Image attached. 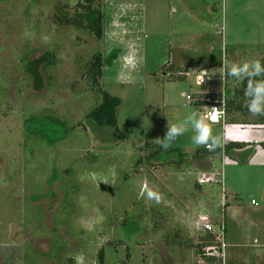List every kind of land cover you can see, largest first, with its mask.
Masks as SVG:
<instances>
[{
    "label": "rangeland",
    "instance_id": "374dc122",
    "mask_svg": "<svg viewBox=\"0 0 264 264\" xmlns=\"http://www.w3.org/2000/svg\"><path fill=\"white\" fill-rule=\"evenodd\" d=\"M79 1L0 0V264L15 259L20 264H97L101 247L105 264H210L199 252L203 214L217 232L225 223L223 264H264V128L228 130L207 120L221 144L225 136L257 139L261 145L252 143L253 150L240 155L236 150L226 158L208 157L189 169L170 163L173 156L162 163L154 158L137 163L153 149L145 147L143 133L164 137L169 122L184 123L192 112L201 113L187 95L224 90L225 35H230L226 47L234 54H229L230 63L247 60L230 50L233 43H240V53L245 45L264 50V0H230L228 14L224 0H193L195 5L213 3L212 24L220 27L228 17V30L219 33L214 26L212 36L199 40L205 47L211 43L202 54L190 55L196 64L183 78H176L178 72L165 76L171 71L165 62L178 57L176 41L169 52L153 32L155 21L164 31L169 19L176 26L180 6L171 7L176 13L162 7L164 17L157 20L149 2L143 9L146 30L137 34L140 51L120 55L125 68L106 64L100 81L122 100L119 130L98 127L88 117L102 101L86 74L88 60L98 50L108 56L112 45L59 22L58 17L80 10ZM190 18L183 25L200 29ZM193 28L183 36L194 35ZM114 36L120 45L127 42V36ZM261 50L250 52L261 60ZM203 67L214 79L197 86L194 77ZM31 115H53L66 124L61 126L66 136L56 146L29 143L25 121ZM186 127L168 150L193 154L200 147L192 142L191 123ZM209 173L217 181L199 184L197 177ZM148 190L159 193V203L147 198ZM229 203L230 208L223 206Z\"/></svg>",
    "mask_w": 264,
    "mask_h": 264
},
{
    "label": "trees",
    "instance_id": "16d2710c",
    "mask_svg": "<svg viewBox=\"0 0 264 264\" xmlns=\"http://www.w3.org/2000/svg\"><path fill=\"white\" fill-rule=\"evenodd\" d=\"M77 7L80 8V10L76 12L74 16H68L65 18L58 17L59 22L65 25L67 28L73 26L77 30H86L90 34H92L97 40H102L105 33V12L103 9L102 0H80L76 4V11ZM240 47V44L234 45V49L230 48V50L237 51V53L240 55L239 58L245 57L247 58V60H259L258 58H254L252 53L254 51L261 50L260 48L252 45H245L242 46L243 50H245L244 53H240L238 51ZM250 50L253 52H250ZM225 52V64H230V62H228L230 56L229 54H231V56L234 54L229 52V47L225 48ZM118 53V50H112L108 54V56H105L103 51H95L91 55V58L88 60V68L86 69V74L89 78H91L92 83L98 87L102 95V101L89 113L88 117L98 127H109L115 130H119L117 120V108L118 106H120L122 100L120 97L114 96L107 90H105L102 87L100 81L104 76L105 65H112L115 59L118 57ZM239 61L243 62L240 59ZM260 61L262 64H264V53ZM51 63H53V60ZM166 66L168 67L167 64ZM173 67L175 68V70ZM31 68L32 67H30L29 69L33 73L34 69ZM169 68L171 69V71L174 72L185 71L184 68L177 67L172 64L169 65ZM180 75L181 76H178L176 78H183L184 75ZM35 79H39L37 74L35 75ZM257 79H264V77H258ZM246 85V80L238 83L233 77L229 76L228 68H226L225 66V89L228 88L230 92L229 94H226V92L224 93L226 122L228 124L238 125H264V115L253 116L249 113L247 108L243 106L245 100L244 90ZM208 95H210L214 99V101L217 100L218 103H220L223 93H210ZM192 103L197 105L198 107L206 105V102L202 101H193ZM65 125L66 124H64L61 120L54 118L53 115H31L25 121V140L29 141V143L35 140L38 144L41 145L48 144V146H56V144L63 140L66 136L64 135V132L61 129V126ZM143 135L146 137L145 147L153 149H151L152 151L148 152V154L144 156V158L139 157V159L137 160L138 164L144 161L150 162V160H152L153 158L159 160L162 163L164 160L173 156V159L170 161V163L174 164L177 167L182 166L185 169L197 167V164L202 163L203 161L208 159V157H221L223 153L226 157L231 156L233 155V151L244 149L245 147H247L248 144L244 141L228 140L221 147H218L213 151H209L205 146H200L195 151V153L190 154L189 152H184L178 148L170 149L167 151L163 150L154 142V139L162 138V135L159 136L154 133H143ZM162 155L165 156L162 157ZM216 161L218 160H214L215 164ZM124 175L126 178L129 176L127 171L124 173ZM198 187H200V185H198ZM69 194L70 192L67 193V195ZM200 239L202 240L203 244L199 246L200 250H198L200 253H202V258H204L210 264H223L224 261L222 260V258L207 256L204 254V251L202 249L203 246H206L211 243H217L216 236L210 232H204L201 234ZM97 264H105L104 247H101L98 250Z\"/></svg>",
    "mask_w": 264,
    "mask_h": 264
},
{
    "label": "crops",
    "instance_id": "0c3cea01",
    "mask_svg": "<svg viewBox=\"0 0 264 264\" xmlns=\"http://www.w3.org/2000/svg\"><path fill=\"white\" fill-rule=\"evenodd\" d=\"M150 2V5L152 6L153 12H157L158 15H156L157 20L162 19L164 16L163 14H160L162 7H169L170 8V12H174L176 13L178 10L175 8H171L173 6V4H177L178 6H180V14L177 16V25H173L172 21L169 19V22L166 23V30L164 31L163 29H159V27H156L157 23L155 21L154 26H152L153 32L155 33V35L160 36L161 38L164 39V43L166 46V49L169 50V52L171 51V47H172V42L176 43V55L178 57H176L174 59V61L172 62L171 60L165 62L167 65H175L177 67H182L184 68L185 71H179L178 74H182L184 75V77H189V68H190V64H196L193 63V61L196 62V59L194 60H190V55H199L202 54L204 52V50L208 49V46L211 42H208L206 47L205 44L203 43H199V40H206L207 35L212 36V32H213V27H217L219 29V33L221 32L220 29L223 30H228V25H225V21L227 20L228 23V17H226V19L223 18V21L221 22L222 25L219 27V23H214L212 24V22H214V11L217 9L215 6H213V3H202L200 4V2L195 4H192L193 0H103V9L105 12V30H104V36H103V41L105 43H107V46H111L110 51H108V54L112 51V50H118V57L115 59V61L113 62L112 65H114L115 63L117 64V62L119 63L120 67L123 66V68H125V62L120 59V55L121 54H131V53H135V52H139L140 51V36L137 34H141L144 33V31L146 30V17L144 15L143 9L145 10V6L148 5V3ZM166 3V6H165ZM223 12L226 14H228V9L230 8V0H224L223 1ZM141 7L139 10H141V14H136L135 13V9ZM166 8V9H167ZM184 9H187V11H184ZM134 11V12H133ZM167 11V10H164ZM139 13V12H138ZM142 16L141 19L139 16ZM187 16H191V18L189 19L190 21L193 20V22H199L200 24V29L199 28H193V27H186L184 26V19L187 18ZM225 20V21H224ZM160 23H162V21H159ZM179 23H181L184 27H181L180 25H178ZM186 23V21H185ZM193 28V32L195 33L194 35H189V36H183L185 35L186 30H189ZM125 33V34H122ZM128 32V34H127ZM118 35H122L124 37H126L125 39L127 40V42L124 45H120V42H114L113 41V37H115L114 35L117 36ZM190 33V32H187ZM228 34V33H227ZM147 37V36H146ZM230 37V35H225L223 37V43H222V47L221 49L224 51V56L226 57V52H225V48L227 45H229L228 42V38ZM112 39V40H111ZM169 39V41H168ZM112 41V42H110ZM133 41V45L134 46H129V42ZM168 42V43H167ZM234 45H238L240 43H233ZM127 50V51H126ZM188 56V57H187ZM136 62V61H135ZM135 65V64H134ZM174 68V67H173ZM175 70V68H174ZM201 70H206L207 72V76H208V69L207 68H202ZM174 71H171L169 73H166L165 76H169L171 74H173ZM199 72V71H198ZM197 72V73H198ZM209 80L211 81V79L213 80L214 77L212 76H208ZM188 80V79H187ZM222 81H224V90L222 92H210V91H205L203 89L198 90L200 93H224L225 91V67L223 70V75H222ZM194 83L196 84V75L194 77ZM207 84V83H206ZM205 84V85H206ZM197 85V84H196ZM198 86V85H197ZM204 86V85H203ZM197 91V92H198ZM194 96V95H193ZM195 105V104H192ZM197 106V105H195ZM198 107V106H197ZM200 112H201V108L198 107ZM210 122V121H209ZM212 123V122H211ZM215 124V123H214ZM236 127V126H234ZM163 138V136H162ZM228 140H239V139H229L228 137H223V144L228 141ZM249 142V139H248ZM222 144V145H223ZM251 144L252 142L247 144V147H245L244 149H239L237 150L240 155L243 151H245L246 149H252L251 148ZM253 150V149H252ZM251 150V151H252ZM185 151V150H184ZM185 152H192V150H188ZM220 180H222V178H220ZM231 203L226 204L224 207L226 208H230ZM2 256H0L1 258ZM4 263V261H2ZM9 262V261H8ZM22 263V260L19 259H15L11 262H9V264H20Z\"/></svg>",
    "mask_w": 264,
    "mask_h": 264
},
{
    "label": "clouds",
    "instance_id": "9594fccd",
    "mask_svg": "<svg viewBox=\"0 0 264 264\" xmlns=\"http://www.w3.org/2000/svg\"><path fill=\"white\" fill-rule=\"evenodd\" d=\"M224 66L228 68V75L233 77L238 83L247 81L244 90L245 100L243 106L253 116L264 115V79H257L258 77H264V64L260 60H245L239 63H226ZM216 111L217 109L213 108V114L211 115L212 122L216 120V116L214 115ZM187 123H191V126L195 130V135L192 137V142L195 145L205 146L209 151L222 146L221 138L213 135L212 127L207 122L206 115L197 112L189 114L184 123L169 122L164 137L156 138L154 142L167 151L180 136L187 132ZM146 195L148 199H153L157 203L161 200L159 193L155 191L148 190Z\"/></svg>",
    "mask_w": 264,
    "mask_h": 264
},
{
    "label": "built area",
    "instance_id": "2783aa9c",
    "mask_svg": "<svg viewBox=\"0 0 264 264\" xmlns=\"http://www.w3.org/2000/svg\"><path fill=\"white\" fill-rule=\"evenodd\" d=\"M209 80V77L207 76L206 70H200L197 75H196V84L198 86H203L205 85ZM209 93H200L198 96H193V95H187V99L190 101H202L206 102V105L201 106V113L206 115V119L210 122L211 120V115L213 114L212 110L213 108L217 109V111L214 113L216 116L215 124H223L224 129L230 130L234 126H240V127H258V128H264L263 124H258V125H238V124H228L226 122V108H225V98H224V93L222 96V99L220 103H218L217 100L214 101V99L208 95ZM237 141H244L246 143L252 142L254 145L260 146L261 142L257 139L254 141H251L249 139H242V140H237ZM262 149V148H261ZM258 151V150H257ZM223 157L226 158V156L223 153ZM224 162V161H223ZM197 181L201 185L205 184H212L215 183L216 180V175L215 173H209V174H203L199 175L197 177ZM223 182V180H221ZM201 225L202 228L205 232H210L216 236L217 243H211L203 247V251L205 255L207 256H214V257H222L224 259V249L226 247L225 243V230L226 226L224 222L219 223V231H215V224L212 222V219L209 215L203 214L201 217ZM218 224V222H217Z\"/></svg>",
    "mask_w": 264,
    "mask_h": 264
}]
</instances>
